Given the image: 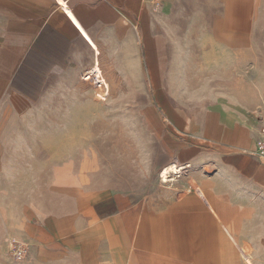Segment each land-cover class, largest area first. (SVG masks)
I'll list each match as a JSON object with an SVG mask.
<instances>
[{
  "label": "crops",
  "instance_id": "crops-1",
  "mask_svg": "<svg viewBox=\"0 0 264 264\" xmlns=\"http://www.w3.org/2000/svg\"><path fill=\"white\" fill-rule=\"evenodd\" d=\"M262 127L264 0H0V264H264Z\"/></svg>",
  "mask_w": 264,
  "mask_h": 264
},
{
  "label": "built area",
  "instance_id": "built-area-1",
  "mask_svg": "<svg viewBox=\"0 0 264 264\" xmlns=\"http://www.w3.org/2000/svg\"><path fill=\"white\" fill-rule=\"evenodd\" d=\"M83 80L90 82V84L96 89L95 96L99 100H105L108 95V89L107 86L104 83V80L101 76V73L99 70H96V67L89 69L84 73L82 76ZM260 134L262 136V139L258 146V157L264 161V127L260 129ZM174 170L165 172L166 169L161 170L159 173V180L162 184H170L173 182L176 178H179L187 169V165H173ZM27 254V249L20 245L15 244L13 248V257L16 260H20L23 257H25Z\"/></svg>",
  "mask_w": 264,
  "mask_h": 264
},
{
  "label": "bare ground",
  "instance_id": "bare-ground-1",
  "mask_svg": "<svg viewBox=\"0 0 264 264\" xmlns=\"http://www.w3.org/2000/svg\"><path fill=\"white\" fill-rule=\"evenodd\" d=\"M166 170H165V172H169V171H173L174 170V167H173V165H171V166H168L167 168H165Z\"/></svg>",
  "mask_w": 264,
  "mask_h": 264
}]
</instances>
